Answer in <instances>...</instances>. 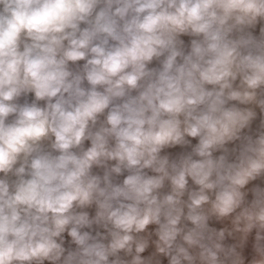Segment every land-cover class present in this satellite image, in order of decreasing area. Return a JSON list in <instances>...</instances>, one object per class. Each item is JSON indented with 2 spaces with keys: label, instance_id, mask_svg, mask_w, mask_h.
I'll return each instance as SVG.
<instances>
[{
  "label": "clouds",
  "instance_id": "9594fccd",
  "mask_svg": "<svg viewBox=\"0 0 264 264\" xmlns=\"http://www.w3.org/2000/svg\"><path fill=\"white\" fill-rule=\"evenodd\" d=\"M0 264H264V0H0Z\"/></svg>",
  "mask_w": 264,
  "mask_h": 264
}]
</instances>
